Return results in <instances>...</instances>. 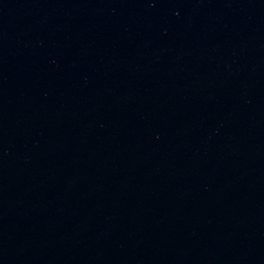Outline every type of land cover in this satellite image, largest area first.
<instances>
[{
	"label": "water",
	"instance_id": "water-1",
	"mask_svg": "<svg viewBox=\"0 0 264 264\" xmlns=\"http://www.w3.org/2000/svg\"><path fill=\"white\" fill-rule=\"evenodd\" d=\"M0 264H264V0H0Z\"/></svg>",
	"mask_w": 264,
	"mask_h": 264
}]
</instances>
